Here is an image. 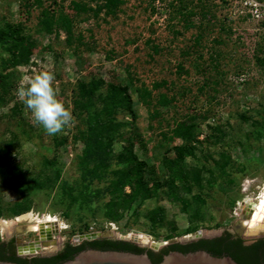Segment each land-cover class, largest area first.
I'll return each mask as SVG.
<instances>
[{
	"label": "rangeland",
	"instance_id": "1",
	"mask_svg": "<svg viewBox=\"0 0 264 264\" xmlns=\"http://www.w3.org/2000/svg\"><path fill=\"white\" fill-rule=\"evenodd\" d=\"M78 1L95 6L93 0H0V29L17 28L34 43L28 64L8 62L12 88L0 105V240L13 232H3L1 223L16 218L10 209L20 201L31 207L23 214L57 218L56 250L66 242L77 244L72 237L87 233L112 232L113 240H133L146 248L149 242L189 243L234 233L239 204L264 191L262 24L243 12L240 0H124L115 16L75 18L74 34H81L82 42L75 39L68 45L62 29L42 31V9L73 15L72 2ZM178 4L189 7L179 12ZM202 10L208 11V21L199 15ZM183 12L187 21L179 16ZM13 53L9 43L0 42V58ZM41 71L54 74L58 98L71 112L80 82L129 84L135 118L128 112L117 116L125 126L111 146L109 173L121 167L114 158L131 142L138 159L149 164L160 166L163 158H174L160 132L169 130L174 118L209 110L206 120H197L200 143L195 156L185 160L187 166L203 169L200 191L206 199L183 211L160 192L135 201L120 219L108 220L104 204L113 178L109 174L106 182H84L88 197L72 202L83 186L84 145L73 139L78 119L72 113V126L48 135L17 96L21 82ZM155 82L162 86L152 92L154 97L161 92L176 99L151 120L134 88L145 84L152 89ZM100 91L105 92V85ZM180 143L177 139L173 144ZM43 178L51 184L41 185ZM124 192L130 193V187ZM156 208L163 210V220L152 223ZM197 231L199 239H186ZM30 234L24 232L23 239L29 240Z\"/></svg>",
	"mask_w": 264,
	"mask_h": 264
},
{
	"label": "trees",
	"instance_id": "2",
	"mask_svg": "<svg viewBox=\"0 0 264 264\" xmlns=\"http://www.w3.org/2000/svg\"><path fill=\"white\" fill-rule=\"evenodd\" d=\"M95 6H90L81 2H72L74 14H68L62 9L54 12L44 8L41 11V20L39 26L47 34L53 33L56 29H62L66 33L67 44L71 45L73 40L82 42V35L75 36L73 24L75 18L88 19L90 15L98 19L100 15L104 17L115 16L124 0H93ZM153 3L157 0H151ZM186 1V0H185ZM183 1L180 0V3ZM177 3V2H176ZM180 5L182 4H178ZM183 7V8H181ZM178 8L187 11L184 4ZM177 8V6H176ZM91 12V14H89ZM208 11H201L199 15L207 18ZM192 13V11H190ZM189 13V14H190ZM184 21L188 16L185 13L179 14ZM210 18V17H209ZM189 21V20H188ZM190 22V21H189ZM57 35V33H56ZM198 37V36H197ZM0 42L10 44L14 53L10 58H0V105L6 100L10 89L12 88V73L6 72L10 62L14 66L28 64L34 43L27 37L21 35L17 28L6 27L0 29ZM5 72V73H4ZM130 85L133 84L129 81ZM77 88L78 95L73 94L72 113L78 119L76 131L73 135L74 141L83 142L84 148L80 157L81 164V185L77 199H84L86 181L106 182L108 175L112 178L109 182L107 195L108 201L104 204V217L108 220H118L122 212L130 207L137 200H145L147 197L162 193L167 200L173 204H181L183 211L191 203H198L205 200L201 193L202 168L196 166H187L185 160L187 157H194L197 144L200 143L199 128L197 120H206L210 114L209 110L204 113H188L180 118L172 120V126L166 132H160L159 136L165 141L175 155L174 158H163L161 165L149 164L146 160H139L133 152L132 142L127 145L115 158L116 164L121 165L118 169H112L109 173L111 146L115 138L120 135L125 122L117 121V116L121 112H128L135 118L133 101L128 93V85L115 83H105L101 79L91 80L88 83H79ZM102 85H105V92L100 91ZM162 83L155 82L152 89L145 84L136 86L135 93L144 107L149 110L151 120L162 116L160 108L170 107L175 97H168L167 94L159 92L153 96L154 90H159ZM218 130V129H217ZM177 139L180 144H173ZM58 173V172H57ZM210 176L212 172L209 173ZM57 175V174H56ZM42 181V180H40ZM51 179H44L41 185L51 184ZM83 181V182H82ZM149 182L152 184L149 186ZM130 187V193L124 192V187ZM81 187V186H80ZM85 189V190H84ZM190 196V197H189ZM79 197V198H78ZM26 202V201H25ZM25 202H17L10 209V216L17 217L30 210V205ZM152 223L162 221L163 210L156 208L151 213ZM86 249H96L102 251H124L140 254L142 249L132 243L113 240L96 239L92 241H82L79 244L66 243L63 249L50 258H21L16 255L14 248L0 240V260L14 262L18 264H60L71 260L76 254ZM169 250H179L182 253L195 252L203 250L213 256H230L238 264H264V239H259L250 245H243L241 238L231 235L229 232H223L219 237L211 239H199L184 245L175 244L169 246ZM150 257H155L153 263H159L161 259L148 250Z\"/></svg>",
	"mask_w": 264,
	"mask_h": 264
},
{
	"label": "water",
	"instance_id": "3",
	"mask_svg": "<svg viewBox=\"0 0 264 264\" xmlns=\"http://www.w3.org/2000/svg\"><path fill=\"white\" fill-rule=\"evenodd\" d=\"M245 207L249 206V211L245 213H241L239 209H236V214L238 216L236 224H232V230L236 234L237 237L241 239L246 240H255L258 238L264 237V229H256L254 231H251L249 228H246L244 226L239 225V221L243 220V216L245 215L246 219H250L251 215L253 214V204H248V200L244 202ZM50 226H54V224H50ZM21 229V230H20ZM22 229H24L22 231ZM26 229V226H19L15 228V234L17 236H20L24 233ZM44 231V230H43ZM57 231V230H56ZM43 234L42 229L39 231V233ZM112 232H104V233H87L82 235H75L72 237V240L74 243H81L82 241H92L96 239H111ZM201 236V231L195 232L191 237H187V240H192L194 238L199 239ZM47 237L42 236L40 241L46 240ZM124 242H132L140 244L133 240H127V239H120ZM185 241V240H184ZM177 241L175 239L169 240L167 243L164 242H152L151 245L148 247V249L152 251H158L161 247H164L171 243H176ZM54 245L56 244L55 241H53ZM25 244L21 242L20 239H17V247H18V254L19 255H35V253L41 249V246L39 243L34 244H27L30 249L23 248ZM141 247H145V245H140ZM51 255L49 254H42V256ZM0 264H18L14 262H8V261H1ZM60 264H238L235 262L230 256H213L210 253L198 250L195 252H188V253H181L177 251L169 252L168 254L164 255L163 258L159 263H153L151 259L148 257L147 253H131V252H124V251H102V250H96V249H86L78 254H76L71 260H68L66 262L60 263Z\"/></svg>",
	"mask_w": 264,
	"mask_h": 264
},
{
	"label": "clouds",
	"instance_id": "4",
	"mask_svg": "<svg viewBox=\"0 0 264 264\" xmlns=\"http://www.w3.org/2000/svg\"><path fill=\"white\" fill-rule=\"evenodd\" d=\"M55 76L41 71L17 89V96L30 111L34 124L48 135H56L72 126L74 118L70 108L58 98L54 87Z\"/></svg>",
	"mask_w": 264,
	"mask_h": 264
},
{
	"label": "bare ground",
	"instance_id": "5",
	"mask_svg": "<svg viewBox=\"0 0 264 264\" xmlns=\"http://www.w3.org/2000/svg\"><path fill=\"white\" fill-rule=\"evenodd\" d=\"M264 189V187H263ZM248 200V204L250 203L253 204V214L251 215L250 219H246L245 215L243 216V220L239 221L240 226H244L246 228H249L251 231H254L256 229H264V191L255 199H244L243 203L239 204V211L241 213H245L249 211V206L244 205V202ZM57 218L52 217V216H44L42 218L36 217L30 213L23 214L20 216H17L15 219H12L10 221H3L1 223V229L3 232L11 233L16 227L19 226H26L27 230L33 231V232H38L42 229L44 230V226H50V224L56 225V230L58 229L57 226ZM41 233V232H40ZM190 235L189 237H191ZM188 237V238H189ZM139 239V237H134V239ZM144 243L146 244V239L142 238ZM152 242H149L148 244L151 245ZM45 248H50L54 247V244L49 242V243H44L43 245ZM27 247H25L26 249ZM28 249L30 247L28 246Z\"/></svg>",
	"mask_w": 264,
	"mask_h": 264
},
{
	"label": "flooded vegetation",
	"instance_id": "6",
	"mask_svg": "<svg viewBox=\"0 0 264 264\" xmlns=\"http://www.w3.org/2000/svg\"><path fill=\"white\" fill-rule=\"evenodd\" d=\"M43 229H44V231H42L43 232V234H41V233H39V231L36 233V232H33L34 234H30L31 235V238L29 239V240H25V239H23V235H20V236H17L16 234H15V230H13V232L11 233V234H9V235H7L6 237H5V239L4 240H2L1 242H3V243H6V244H9V246L11 247H13L14 248V251L16 252V255L17 256H19V257H21L19 254H18V247H17V239H20L21 240V242L23 243V244H25L24 246H23V248H25V247H27L28 245L27 244H34V243H39L40 244V246L44 243V242H50V241H55V246L54 247H51V249L49 248H45V247H43V246H41V249H39L36 253H35V255H32L33 257L32 258H35V257H39V258H50V257H53L57 252H59L61 249H63V247L65 246V244L66 243H70V242H66L61 248H60V250H56L57 248V245H58V242L55 240V234H56V228L55 227H53V226H44L43 227ZM21 230V229H20ZM24 229H22V231H23ZM28 232V233H32L31 231H29V230H27V228L25 229V231L24 232ZM226 232H229V231H226ZM230 233V232H229ZM231 235H233V236H235V237H237L236 236V234L235 233H230ZM46 235V237H47V239L46 240H44V241H40V239H41V237L42 236H45ZM217 237H219V236H217ZM239 238V237H238ZM259 239H264V237H262V238H258V239H255V240H246V239H242L243 240V245H250V244H252V243H254V242H256L257 240H259ZM121 241V240H120ZM128 243H132V242H128ZM70 244H72V243H70ZM132 244H134L135 246H137L138 248H140V249H142V252L141 253H147V255H148V250H150V249H148V248H146V247H141L140 246V244H137V243H132ZM175 244H180V245H184V244H186V243H180V242H176V243H171V244H168V245H166V246H164V247H161L158 251H152V250H150L154 255H156L157 257H159L160 259H162L163 258V256L164 255H166V254H168L169 252H173V251H177V252H181V251H179V250H169V249H167L169 246H172V245H175ZM202 250V249H201ZM49 253H51V255H47V256H42V254H49ZM182 253V252H181ZM148 257L151 259V261H153V260H155V257L153 256V257H150L149 255H148ZM21 258H23V257H21ZM26 259H28L27 257H25ZM31 259V258H30Z\"/></svg>",
	"mask_w": 264,
	"mask_h": 264
},
{
	"label": "built area",
	"instance_id": "7",
	"mask_svg": "<svg viewBox=\"0 0 264 264\" xmlns=\"http://www.w3.org/2000/svg\"><path fill=\"white\" fill-rule=\"evenodd\" d=\"M241 7L243 12L246 13L250 18L257 22L258 24H262V30L264 31V2L259 0H240ZM21 257L28 259L32 258V255H20Z\"/></svg>",
	"mask_w": 264,
	"mask_h": 264
}]
</instances>
